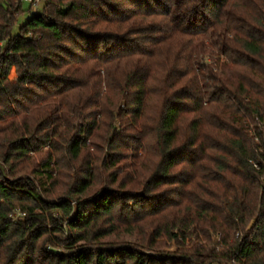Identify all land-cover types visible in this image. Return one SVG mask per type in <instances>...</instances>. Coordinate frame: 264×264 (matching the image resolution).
Returning a JSON list of instances; mask_svg holds the SVG:
<instances>
[{
  "label": "trees",
  "instance_id": "obj_1",
  "mask_svg": "<svg viewBox=\"0 0 264 264\" xmlns=\"http://www.w3.org/2000/svg\"><path fill=\"white\" fill-rule=\"evenodd\" d=\"M23 6L0 264H264V0H46L15 30Z\"/></svg>",
  "mask_w": 264,
  "mask_h": 264
},
{
  "label": "rangeland",
  "instance_id": "obj_2",
  "mask_svg": "<svg viewBox=\"0 0 264 264\" xmlns=\"http://www.w3.org/2000/svg\"><path fill=\"white\" fill-rule=\"evenodd\" d=\"M44 5V3H42L40 5V7L42 8ZM30 5L28 3H25L23 6V9L25 10V13L19 18L18 20V24L15 27V30H17L18 26L21 25L25 20H27L30 16V12L28 11ZM21 74V69L17 68V67H12V69L10 70L9 73V79L12 81H16L17 78L19 77V75ZM178 249V245L176 240H170L166 247L163 248L164 252H170V251H175Z\"/></svg>",
  "mask_w": 264,
  "mask_h": 264
},
{
  "label": "built area",
  "instance_id": "obj_3",
  "mask_svg": "<svg viewBox=\"0 0 264 264\" xmlns=\"http://www.w3.org/2000/svg\"><path fill=\"white\" fill-rule=\"evenodd\" d=\"M46 0H22L23 5L25 3H28L30 5V11H36L42 3H44ZM235 264V263H233Z\"/></svg>",
  "mask_w": 264,
  "mask_h": 264
}]
</instances>
